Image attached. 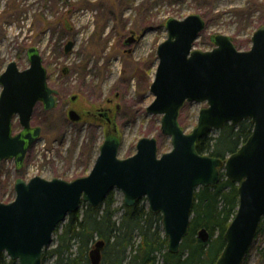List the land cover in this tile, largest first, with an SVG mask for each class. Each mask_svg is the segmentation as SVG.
Returning <instances> with one entry per match:
<instances>
[{"label":"water","instance_id":"95a60500","mask_svg":"<svg viewBox=\"0 0 264 264\" xmlns=\"http://www.w3.org/2000/svg\"><path fill=\"white\" fill-rule=\"evenodd\" d=\"M205 28L199 14L170 18L168 36L157 50L159 63L150 88L155 99L147 111L162 115L161 131L170 137L172 149L160 154L158 140L143 137L136 153L121 159V140L108 114L112 131L106 130V140L87 176L72 181L41 176L17 179L15 200L0 202V259L6 253L19 264H43L45 249L68 215L85 203L99 206L115 189L123 192L129 207L146 199L149 210L162 216L168 251L177 254L189 232L197 190L217 185L223 170L238 186L239 204L215 264H244L264 220V25L254 32L246 51L237 49L224 34L213 37V49H195ZM134 41L132 30L125 44ZM74 46L69 41L65 53ZM27 54L28 68L22 70L12 61L0 75V163L14 159L18 168L41 134V128L31 125L35 106L42 102L51 110L56 105L40 50L31 47ZM187 102L207 103L190 133L178 121ZM15 116L22 126L16 135ZM69 118L81 120L75 110L69 111ZM247 119L254 124L252 134L225 161L198 152L197 143L212 130L220 131L226 124L238 126ZM198 237L204 243L210 240L205 228ZM105 244L104 240L95 243L89 253L91 264H101Z\"/></svg>","mask_w":264,"mask_h":264},{"label":"rangeland","instance_id":"374dc122","mask_svg":"<svg viewBox=\"0 0 264 264\" xmlns=\"http://www.w3.org/2000/svg\"><path fill=\"white\" fill-rule=\"evenodd\" d=\"M192 14L201 15L206 22L195 49H213L211 37L224 34L237 49L246 51L254 32L264 25V0H0V75L12 61L22 70L28 68V49L37 47L51 85L61 93L60 103L48 112L49 122L21 170L14 159L0 163V202L15 200L19 178L72 181L90 173L106 130L112 131V126L102 128L91 119L77 125L65 122V104L78 95L79 108L85 100L95 107L116 97L113 113L121 159L133 156L143 137L156 138L160 154L170 151L171 139L161 131L162 115L147 111L155 99L150 88L159 63L158 47L168 36V19L182 20ZM132 30L135 41L126 45ZM69 41L75 46L66 54ZM205 107V102L183 106L178 121L187 133L196 127ZM20 129L15 119L14 133ZM218 134L219 130L210 132L212 137ZM110 194L115 206L122 209L123 192L115 189ZM55 237L47 249L54 246ZM3 257L11 260L6 253ZM53 263L50 258L44 264ZM244 264H264V225Z\"/></svg>","mask_w":264,"mask_h":264},{"label":"trees","instance_id":"16d2710c","mask_svg":"<svg viewBox=\"0 0 264 264\" xmlns=\"http://www.w3.org/2000/svg\"><path fill=\"white\" fill-rule=\"evenodd\" d=\"M211 42L214 43L212 37ZM253 128L250 119L238 126L226 124L218 136L205 135L197 143V150L225 161L247 141ZM238 204V186L222 170L217 185L201 187L196 192L188 235L179 253L172 254L167 248L162 216L149 210L145 198L131 207L123 204L121 209L109 194L99 206L85 203L81 211L68 215L56 230L54 246L45 249L43 264L50 258L53 264H91L89 253L98 240L106 243L101 264H215L225 247L224 233L237 213ZM263 225L264 220L257 236ZM203 228L210 234L207 243L198 237ZM0 264L18 262L6 261L2 255Z\"/></svg>","mask_w":264,"mask_h":264},{"label":"flooded vegetation","instance_id":"af4514ba","mask_svg":"<svg viewBox=\"0 0 264 264\" xmlns=\"http://www.w3.org/2000/svg\"><path fill=\"white\" fill-rule=\"evenodd\" d=\"M50 79L51 78L48 76V85H49V87L53 88V86L50 83ZM53 89L55 90V99H56L55 107H57V105L60 103V101L58 100V97L61 96L60 95L61 93H60L59 89H56V88H53ZM81 97H82V95H81ZM78 98H79V95L77 98L74 97V99L72 98L70 100V102L65 104V106L67 107L66 118H65L66 121L65 122L71 123L73 125H77L78 123H81L83 121H88L91 119V120H94V122H96L97 125H99L100 127L103 128L105 125L111 124V123L108 124L107 117H106V116H108V114H110L113 117L112 124H115L113 112L116 110V108L113 107V104H114L116 97L114 99L108 97L106 100V103H102L101 105H98L95 107H90L89 105H87V102L85 100L86 104L83 105V103H81V108H79L78 104H77ZM83 98H84V96H83ZM42 108H43V110L40 111V109H42ZM70 110H75L80 115L81 120L79 122H74L69 118V111ZM48 112H50V110H46L42 102H39L34 108V111H33L32 117H31V124H32V127L41 128V133L44 130V126H47L46 124L49 122ZM15 119H17V121L19 122V125L21 126L19 117L15 116L13 118V130H14ZM21 131H22V126H21V129L17 133H15V135L20 133Z\"/></svg>","mask_w":264,"mask_h":264},{"label":"bare ground","instance_id":"6f19581e","mask_svg":"<svg viewBox=\"0 0 264 264\" xmlns=\"http://www.w3.org/2000/svg\"><path fill=\"white\" fill-rule=\"evenodd\" d=\"M33 145H34V144H33ZM33 145H32V146H33Z\"/></svg>","mask_w":264,"mask_h":264}]
</instances>
